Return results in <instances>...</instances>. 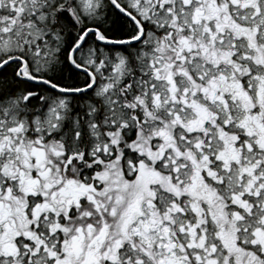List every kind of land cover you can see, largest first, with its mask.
<instances>
[{"label":"snow or ice","instance_id":"snow-or-ice-1","mask_svg":"<svg viewBox=\"0 0 264 264\" xmlns=\"http://www.w3.org/2000/svg\"><path fill=\"white\" fill-rule=\"evenodd\" d=\"M0 264H264V0H0Z\"/></svg>","mask_w":264,"mask_h":264}]
</instances>
